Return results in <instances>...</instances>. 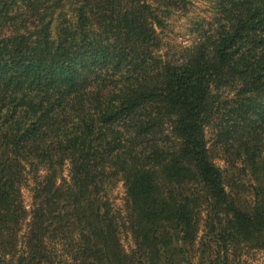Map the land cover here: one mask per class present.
<instances>
[{
	"label": "trees",
	"instance_id": "trees-1",
	"mask_svg": "<svg viewBox=\"0 0 264 264\" xmlns=\"http://www.w3.org/2000/svg\"><path fill=\"white\" fill-rule=\"evenodd\" d=\"M210 1L177 62L190 0H0V264L264 252V0Z\"/></svg>",
	"mask_w": 264,
	"mask_h": 264
},
{
	"label": "rangeland",
	"instance_id": "rangeland-1",
	"mask_svg": "<svg viewBox=\"0 0 264 264\" xmlns=\"http://www.w3.org/2000/svg\"><path fill=\"white\" fill-rule=\"evenodd\" d=\"M211 1L210 0H190V3L187 4V9L183 12H174L167 19V25L164 29V38H163V48L162 51L168 56V58L173 61L180 62L182 57L185 55V48L190 46L192 42L196 39L198 31H195L193 28V23H199L204 28H209V25H206V22H209L211 18ZM216 127L211 125L206 129V138L208 144L212 147L216 139ZM218 148V147H216ZM215 152L219 153V150L216 149ZM215 162L223 166V161L218 156L215 158ZM68 165L63 168V175L67 176ZM238 173V172H237ZM241 181V186L249 188V178L248 176L239 175ZM112 197L116 207L122 205L124 201V189L121 182H117L116 186L112 191ZM24 200L26 204H29L30 198L29 193L24 191ZM121 242L126 250L131 248L132 242L130 236L124 234V231L121 232ZM256 258V259H255ZM255 262L259 263L264 260V252L261 251L256 253L252 258L246 259L243 261V264Z\"/></svg>",
	"mask_w": 264,
	"mask_h": 264
}]
</instances>
